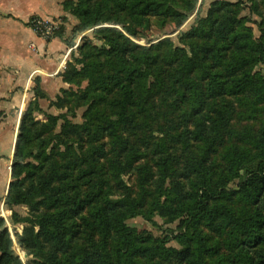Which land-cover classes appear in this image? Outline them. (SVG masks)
<instances>
[{
    "label": "trees",
    "instance_id": "1",
    "mask_svg": "<svg viewBox=\"0 0 264 264\" xmlns=\"http://www.w3.org/2000/svg\"><path fill=\"white\" fill-rule=\"evenodd\" d=\"M193 1L65 0L62 5L85 28L114 22L127 34L142 37L152 16L162 26L167 20L181 25ZM250 1L256 8V0ZM237 8L235 3H215L185 33L184 47H175L168 39L144 47L121 32L98 30L102 47L84 43L81 58L75 59L81 68L67 63L60 74L66 83L88 81L84 92L88 106L80 125L69 122L65 114L49 116L40 127L28 124L30 111L45 97L38 87L34 90L16 136L5 199L12 210L10 223L24 224L17 238L23 250L47 264H163L171 258L183 264H225L218 244L211 243L203 230L214 226L237 240L242 264H264V250L258 249L264 243V124L255 135L245 133L251 135L245 145L222 146L221 165L215 160L231 131V101L245 109V118L264 111V79L252 73L253 66L264 64V28L255 38ZM114 14L118 18L122 14L121 19H112ZM63 103L58 96L50 105L62 108ZM60 119L56 139L65 150L57 154L60 159L71 156L69 163L60 164L42 149L41 163L34 165L30 147H42V135ZM177 119L190 125L185 132L196 143L194 151L178 155L155 151L153 165L138 164L144 153L126 147L124 129L159 131L177 140L165 129ZM82 132L89 134L86 150L78 145L80 155L74 157L75 137ZM99 136L118 152L113 159L107 158L109 151ZM165 141L159 146L167 150ZM49 159L45 173L27 184ZM129 170L136 175L134 190L122 179ZM80 185L85 186L83 192ZM19 205L29 207V217L13 210ZM82 208L85 214L77 222L74 216ZM137 216L178 220L175 239L181 248L133 230L126 221ZM62 251L58 256L56 252ZM0 264H21L6 228L0 232Z\"/></svg>",
    "mask_w": 264,
    "mask_h": 264
},
{
    "label": "rangeland",
    "instance_id": "2",
    "mask_svg": "<svg viewBox=\"0 0 264 264\" xmlns=\"http://www.w3.org/2000/svg\"><path fill=\"white\" fill-rule=\"evenodd\" d=\"M220 2H229L238 4V8L240 12L238 17L246 19V26L251 28V32L255 38H258L261 35V29L264 28V4H261L260 0H256L257 3L256 8H252V2L250 0H195L193 1V6L191 9L186 7L187 11L185 12V18L181 25H176V23L172 20H167L166 24L159 25L157 17H150L149 19V28L143 32L142 37H133L127 34L124 31V28L121 24L114 22H106L93 27H83L78 20V18L67 12L70 16L63 17L60 20H52L56 23L55 33L60 35L68 46V52L66 55V62L64 64L62 72L66 70L67 63H70L76 69L81 68V64L75 62V59L81 58V51L79 48L86 43V45L99 49L102 47L103 40L101 38L102 35L100 33H96L98 30L103 28H110L112 30L121 32L125 37H127L131 42L136 43L140 46L149 47L157 43L160 40L168 39L171 41L173 46L175 47H184L181 43V39H184V35L186 32L190 30V28L194 25V23L199 18H205L208 15L210 8L216 3ZM121 15L118 18L116 14H114V18L112 19H121ZM61 72V73H62ZM252 73L255 75H259L264 79V64H257L252 67ZM62 79V78H61ZM78 84L66 83L65 88L59 89L58 93L54 97L53 100L48 99L46 96L42 98V103L37 101V107L30 111V117L27 118V123L30 124V121L37 123L35 127H40L47 122L49 116H58L60 114H65L66 118L69 122L73 124L80 125L83 123V113L87 108V94H84L86 88L88 87V81L83 78H77ZM65 90L66 93H62L61 91ZM45 95V94H44ZM62 97L65 99V103H63L62 108H56L55 106H51V101H56V97ZM233 104V113L230 119V134L224 136L222 145L218 147V152L216 153L215 160L218 165H221L220 160V151L222 146L231 145L233 143L243 146L246 144L248 140H250L251 135H255L259 132L260 127L264 124V111L256 112L254 117L243 116V111L245 109L241 108L236 101H231ZM63 124V120H58L56 126L47 134L42 135L44 139L42 147L33 146L30 147L34 155V159H31V162L34 165H40V160L42 159V155L40 154L41 150L44 149V153L52 156L53 159H56L60 162V164L64 165L69 163L68 156L66 159H60L58 152H63L65 150L64 146L59 145V142L56 139V135H58L61 131V125ZM155 129V128H154ZM167 135H171L176 137L177 140L169 139L167 136H163L159 131H148V130H139L134 131L131 128H125L122 136L124 140H126V147H133L138 150L140 153H144L143 158L138 162V164L146 162L149 165H153L154 161H156L157 156L155 155V151L158 152H168L174 153L176 155L182 153H190L194 151L196 143L190 141L186 136V129H190L189 124H184L180 122L178 119L175 120V124H168L166 126ZM245 133H249L251 135L245 136ZM74 137L73 134L70 135ZM76 143L74 144V157L79 154V149L77 146L83 147V151L86 149V145L89 140V134L82 132L80 136L75 137ZM168 140H167V139ZM100 143H103L105 149L108 152L107 158L113 159L115 155H118V152H112L110 150L108 139L104 136H99ZM165 141V145L167 150L163 147L159 146L162 140ZM128 151V150H127ZM126 151V152H127ZM126 152H123L122 155ZM163 153V154H164ZM51 160L49 159L44 164L43 169H38L35 171V175L32 176V180H27L26 183H35L37 181V176L39 173L44 174L45 169L51 165ZM100 162L105 164L104 159H100ZM76 170V166L74 167ZM65 169V168H64ZM73 169V168H70ZM122 179L127 186L133 188L136 187L135 180L136 175L132 170L127 171ZM74 183L79 184L81 181H74ZM234 184H230V187H233ZM80 191H84L85 186L80 185ZM239 207V206H238ZM249 210H252L251 207H247ZM11 210V209H10ZM13 210L18 213V215L22 218H27L31 214L29 207L25 205H19L13 208ZM12 212V210H11ZM83 208L78 210L74 216V219L78 222L79 215H83ZM126 224L131 227L133 230L146 231L151 234L155 238H160L166 241V246L173 247L175 249H180L181 246L176 241L175 237L178 234V220L173 222H166L164 219L153 216L151 220H146L142 216H137L126 221ZM24 224H11L9 225V236L13 242V250L17 257L20 259L21 264H47L44 263L43 259L38 257H34L31 254H28L25 250H23L17 243V238L21 235ZM203 230L205 233H208L210 242H216L218 244L220 255L225 258V264H242L239 260V250L240 245L237 243V240L229 237L227 230L219 231L212 227H204ZM82 236L81 234L78 235ZM234 240V241H233ZM258 249L264 250V243H262ZM252 251V249H250ZM55 250H53L54 252ZM58 256L61 257L62 252H56ZM163 264H183L180 260L176 258H171L170 260L163 261Z\"/></svg>",
    "mask_w": 264,
    "mask_h": 264
},
{
    "label": "crops",
    "instance_id": "3",
    "mask_svg": "<svg viewBox=\"0 0 264 264\" xmlns=\"http://www.w3.org/2000/svg\"><path fill=\"white\" fill-rule=\"evenodd\" d=\"M64 1L0 0V232L10 225L11 210L5 199L22 115L34 100L37 87L53 100L66 86L60 74L69 49L67 43L58 34L48 40L37 36L28 21L34 17L71 19L63 9Z\"/></svg>",
    "mask_w": 264,
    "mask_h": 264
},
{
    "label": "built area",
    "instance_id": "4",
    "mask_svg": "<svg viewBox=\"0 0 264 264\" xmlns=\"http://www.w3.org/2000/svg\"><path fill=\"white\" fill-rule=\"evenodd\" d=\"M29 27L37 36L48 40L52 37L55 32L56 23L52 20L41 19L39 17H36L29 21Z\"/></svg>",
    "mask_w": 264,
    "mask_h": 264
}]
</instances>
